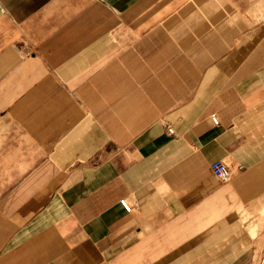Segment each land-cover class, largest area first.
Masks as SVG:
<instances>
[{
  "label": "crops",
  "instance_id": "obj_1",
  "mask_svg": "<svg viewBox=\"0 0 264 264\" xmlns=\"http://www.w3.org/2000/svg\"><path fill=\"white\" fill-rule=\"evenodd\" d=\"M250 1L0 0V264H264Z\"/></svg>",
  "mask_w": 264,
  "mask_h": 264
},
{
  "label": "built area",
  "instance_id": "obj_2",
  "mask_svg": "<svg viewBox=\"0 0 264 264\" xmlns=\"http://www.w3.org/2000/svg\"><path fill=\"white\" fill-rule=\"evenodd\" d=\"M212 119L215 124L219 123L218 118L215 115L212 116ZM166 128L170 134H173V135L175 134V131L171 126L167 125ZM211 169H212V172H214L213 174L223 182H228L232 178V174H233L232 169L225 162L218 160L211 165ZM120 204L127 213L132 212L133 206L127 199L125 198L121 199Z\"/></svg>",
  "mask_w": 264,
  "mask_h": 264
},
{
  "label": "rangeland",
  "instance_id": "obj_3",
  "mask_svg": "<svg viewBox=\"0 0 264 264\" xmlns=\"http://www.w3.org/2000/svg\"><path fill=\"white\" fill-rule=\"evenodd\" d=\"M250 9L251 13H255V18L262 19L263 14H264V0H255V1H250Z\"/></svg>",
  "mask_w": 264,
  "mask_h": 264
}]
</instances>
